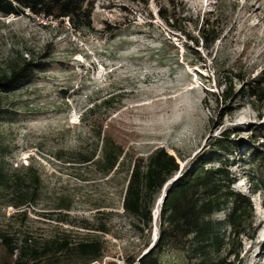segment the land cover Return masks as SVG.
<instances>
[{
    "label": "rangeland",
    "instance_id": "rangeland-1",
    "mask_svg": "<svg viewBox=\"0 0 264 264\" xmlns=\"http://www.w3.org/2000/svg\"><path fill=\"white\" fill-rule=\"evenodd\" d=\"M177 3L176 28L160 17L165 3L158 0H93L89 28L0 15V74L21 57L44 63L30 83L0 94V163L9 174L32 166L40 179L36 203L21 208L10 206L0 186V231L48 239L72 230L78 239L103 243L99 264H126L159 234L161 206L156 221L154 213L166 184L155 198L151 232L141 234L122 208L128 166L104 175L75 156L96 153V160L108 134L144 159L163 147L182 171L229 132L241 145L223 152L222 160L232 163V188L250 197L254 211L234 240L241 244L239 260L228 262L264 264V190L256 191L264 167L244 156L250 148L264 150V102L249 92L264 81V0ZM206 19L216 20L218 40L196 47L187 35L199 38ZM227 91L235 96L223 97ZM103 100L110 104L89 117L88 109ZM19 210L26 216L13 219ZM227 213L212 220L224 221ZM221 233L228 238L230 227L223 224ZM183 259L177 252L160 257L162 264Z\"/></svg>",
    "mask_w": 264,
    "mask_h": 264
},
{
    "label": "trees",
    "instance_id": "trees-1",
    "mask_svg": "<svg viewBox=\"0 0 264 264\" xmlns=\"http://www.w3.org/2000/svg\"><path fill=\"white\" fill-rule=\"evenodd\" d=\"M165 3L159 15L171 28H176L171 16L178 7L177 0H158ZM148 0H145V4ZM93 0H0V15L35 16L52 21H68L72 28L91 26ZM199 38L187 35L196 47L201 41L210 46L218 40L216 20L206 19L198 30ZM201 61L199 52H196ZM44 68V63H34L21 57L11 70L0 74V94H10L25 84L30 83L36 70ZM250 96L255 101L264 102V81L249 88ZM232 98L235 94L225 92ZM109 101L103 100L88 109L87 115L94 116ZM1 111V109H0ZM102 129V128H101ZM99 129L98 137L102 130ZM101 156L95 160L96 153L75 156L80 164H94L101 173L110 175L120 168L128 166V178L124 191L122 208L124 213L137 222L141 234L151 232L153 222L152 209L156 196L165 184L180 172L177 158L165 148H157L144 159L128 154L125 146L117 144L110 135H103ZM213 148L205 151L201 158L182 170L172 182L161 205L159 214L158 240L139 258L127 260L126 264H162L160 257L167 252H177L184 256L185 264H234L230 257L239 260L241 244L234 245V240L242 235V228L254 211L249 196L235 191L236 183L229 159L222 160V153L241 142H233L230 133L225 132L215 139ZM264 167V150L250 148L244 156ZM218 161L217 166L208 167V163ZM262 185L257 190H264ZM39 175L32 166L26 172L17 171L9 174L0 163V186L11 196V205L21 208L29 203H36ZM59 209L69 210V205H60ZM228 210L224 221L212 220L220 212ZM26 216V211H18L12 218ZM227 224L231 233L225 238L221 227ZM101 230L105 232V228ZM74 231H65L48 239H39L31 233L16 234L0 231V264H99L103 258V243L78 239ZM151 244L147 243L148 249ZM105 264H117L109 262ZM240 264V263H239Z\"/></svg>",
    "mask_w": 264,
    "mask_h": 264
},
{
    "label": "bare ground",
    "instance_id": "bare-ground-1",
    "mask_svg": "<svg viewBox=\"0 0 264 264\" xmlns=\"http://www.w3.org/2000/svg\"><path fill=\"white\" fill-rule=\"evenodd\" d=\"M180 173H181V171L179 172V173H177V175L176 176H174L171 180H176L178 177H179V175H180ZM176 177V178H175ZM173 182V181H172ZM171 182V183H172ZM171 183L168 185V184H166V186H165V188H164V190H163V194L161 195V196H163L162 197V199H161V201L159 202V204H158V206H157V211H155V221L157 220V217H158V213H159V207L162 205V202H163V200H164V196H165V194H166V190H167V188L171 185ZM161 198V197H160ZM157 240H158V235H157V233H155L154 234V239H153V246L156 244V242H157ZM151 245H152V243H151ZM153 246H151V247H149L148 249H146V251L147 250H150Z\"/></svg>",
    "mask_w": 264,
    "mask_h": 264
},
{
    "label": "water",
    "instance_id": "water-1",
    "mask_svg": "<svg viewBox=\"0 0 264 264\" xmlns=\"http://www.w3.org/2000/svg\"><path fill=\"white\" fill-rule=\"evenodd\" d=\"M175 178H176V177H175ZM174 180H175V179H174ZM174 180H171L170 183H171L172 181H174ZM170 183H168V185H169ZM171 184H172V183H171ZM162 193H163V191H162ZM165 196H166V194H165ZM165 196H164V197H165ZM162 197H163V196H161V198L159 199L157 205H158L159 202L161 201ZM153 239H154V237L152 238V241H153ZM151 246H153V242H152V245H151ZM151 246H150V247H151ZM147 252H148V251H146L145 254H146Z\"/></svg>",
    "mask_w": 264,
    "mask_h": 264
}]
</instances>
